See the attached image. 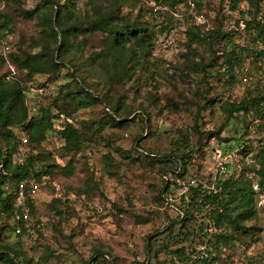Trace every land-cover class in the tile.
<instances>
[{
	"label": "trees",
	"instance_id": "obj_1",
	"mask_svg": "<svg viewBox=\"0 0 264 264\" xmlns=\"http://www.w3.org/2000/svg\"><path fill=\"white\" fill-rule=\"evenodd\" d=\"M154 1L170 11L183 2ZM190 1L193 3V0ZM244 1L250 10L238 12L242 18L247 16L248 20L241 19L240 26L237 25L238 21L235 25L247 35V45L233 43L229 33L219 26L202 31L192 21L185 31L188 41L180 69L186 73L182 78H188L187 73H201L204 78H209L210 72L214 71L228 86L225 97L221 95L216 99H207L206 93L195 91L192 94L194 99L188 101V107L194 108L193 129L199 112L212 107H216L223 116V124L233 122L238 129L233 127L235 137L231 139H218L219 130L196 131L195 152L208 159L212 170L205 177L198 176L193 184L187 183L186 191L178 196L174 205L176 217L169 221L166 236L162 239L165 242L163 250L169 259L166 263L162 261L157 264H222L226 253L238 247L245 249L260 240L261 227L252 185L256 184L258 193L264 192V144L255 149L251 142L255 140V134L264 130V82L252 70V81L243 84L241 91L238 85L241 84L239 73L246 64L247 56L257 44L264 45V10H260L255 0ZM137 3L138 0H87L85 8L80 9L77 0H38L33 9L24 10L18 0H0V33L4 31L6 36H12L15 22L22 21H33L37 28L34 36L29 37L28 45L23 43L21 37L13 45L0 40V165L3 172L0 179L10 188L8 193L0 191V216L4 219L13 222L14 214L19 211L14 207L18 183H24L26 190L29 183L39 188L43 177L57 172L61 177L69 178L75 172L71 159L62 166L51 163H46L42 168L36 166L43 158L40 145L52 132L62 142L63 155L70 158L81 150L84 143L93 142L100 126L74 127L73 123H66L65 120L71 119L74 111L101 104L104 107L103 124L125 129L130 112H122L121 115V98H124L125 88L129 87L133 96L139 90L147 94V107L155 111V118L162 112H171L168 107L173 104L158 93V83L153 78L150 58L155 33L143 20ZM238 3V0H229L230 11H236ZM196 16L203 20L202 15ZM201 43L209 53L207 63H203L197 53L196 47ZM191 54L194 59L189 61L187 56ZM61 71H65L66 78L76 90L62 94L59 88L57 95L60 100L53 99L38 109L35 115L28 116L23 81L17 78L18 73L30 79L37 75L55 77ZM89 77L94 82L89 83ZM231 90L237 94L231 96L228 93ZM112 94H117L116 99L111 97ZM138 108L149 123L148 111L141 105ZM52 111L55 114L52 115ZM58 121L56 125L54 122ZM16 129L21 132L20 135L26 136L24 140L28 146L26 156L18 164L12 162L13 156L18 154V146H21L20 137L14 132ZM147 132H150L149 127ZM187 136V131H178L174 142L176 152L169 159H165L167 156L160 157L164 159L160 167L164 175L181 179L182 174L187 172L190 157L183 150L188 149ZM139 138L140 135L136 141ZM214 138L218 139L217 145L224 154L230 155L226 172L219 176L209 158V145ZM261 140L264 143V137ZM102 142L122 160H132L128 151L112 147L110 139ZM135 148L139 149L140 145L136 144ZM31 151L36 153L33 155ZM247 156L251 163L245 162ZM140 157L150 158L156 164L160 162L145 149L135 160H140ZM102 165L106 174L113 176L116 167L109 153L102 155ZM87 172L85 167L84 189L79 190V194L85 196L90 191ZM169 185H175V181H170L164 190L160 188L155 195L159 206H164L171 196ZM28 198L25 205L32 213ZM113 208L116 206L113 205ZM54 211L58 216L62 213L57 209ZM133 220L136 225H145L149 221L138 216H134ZM24 224L15 223L13 227L24 230ZM149 247L145 246V250H149ZM102 252V249L96 248L89 258ZM101 260L105 261L104 258ZM247 262L252 263L250 260ZM0 263L44 264L40 257L33 260L18 249L1 244Z\"/></svg>",
	"mask_w": 264,
	"mask_h": 264
},
{
	"label": "rangeland",
	"instance_id": "obj_2",
	"mask_svg": "<svg viewBox=\"0 0 264 264\" xmlns=\"http://www.w3.org/2000/svg\"><path fill=\"white\" fill-rule=\"evenodd\" d=\"M18 1L24 10H31L38 3V0ZM178 1L183 2L171 11L154 0H138L137 3L143 20L155 33L150 58L153 78L158 83V93L173 104L168 107L171 112H162L155 118V111L147 107V94L139 90L136 96H133L129 87L125 88L122 95L124 98H121V115L122 112H130L125 129L103 124L105 117L101 104L74 111L66 123H73L74 127L100 126L93 142L84 143L81 150L70 158L63 155L62 142L55 132L46 137L40 145L39 151L43 158L37 163V168L44 167L46 163L62 166L71 159V164L76 170L69 178H63L57 172L50 177L41 178L36 193L28 198L32 213L28 210L24 230L13 227L15 223L0 216L1 245L18 249L33 260L40 257L44 264H88L92 258L89 256L96 248L103 250L97 255L104 257H97L90 264H157L168 261L169 256L163 250L165 242L162 239L166 236L169 221L176 217L174 205L177 204V198L186 191L187 183L193 184L194 180H198V176L205 177L212 170L208 159L195 152L196 131L219 130L218 139H231L233 127L238 129L236 123L223 124L224 118L216 107L199 112L196 127L193 129L194 108L188 107V101L194 99L192 94L198 91L206 93L207 99H216L227 95L228 86L223 84V78L214 71L210 72L209 78H204L201 73H187L188 78H182L186 73L180 69L188 41L185 31L192 21L199 25L202 31L219 26L222 31L229 33L233 43L238 46L247 45L248 37L239 31L237 25L240 26V20H248V17L242 18L238 11L250 10L244 0H238L237 10L233 12L229 9V0H193V3L190 0ZM255 1L263 11L264 0ZM86 4L87 0H77L80 9H84ZM196 15H202L203 20ZM13 30V35L9 37L2 31L0 40L13 45L21 37L23 43L28 45L29 37L34 36L37 28L33 21H22L15 22ZM196 49L203 63H207L209 53L205 45L198 44ZM187 59L191 61L194 58L191 54ZM64 73L65 71H61L55 77L37 75L30 79H25L23 73H18L17 78L23 81L24 104L28 116L35 115L37 110L49 101L60 100L57 95L59 88L62 94L76 90ZM87 81L91 83L94 79L89 77ZM243 87V84H239V91ZM228 93L231 96L237 94L235 90ZM116 96L117 94H112L111 97L116 99ZM139 105L148 111L149 123L146 121V115L138 110ZM51 113L53 115L55 111ZM54 123L57 125L59 121ZM147 127L150 132H147ZM178 131L188 132V149L183 150L190 157L187 172L182 174L181 179L160 172L164 160L160 157L167 156L165 159H169L176 152L174 142ZM14 132L20 137L21 146H18V154L13 156L12 162L18 164L26 156L28 146L26 147L27 142L22 143L23 139H27L26 136L20 135L21 132L17 129ZM139 135L140 138L136 141ZM263 137L264 130L255 134V140L251 142L252 148L261 147L264 144L261 140ZM104 139H110L112 147L131 153L132 160H122L110 147L105 146L102 142ZM218 139L214 138L210 144H217ZM136 144L140 145L139 149L135 148ZM142 149L158 158L160 162L156 164L150 161V158L142 157L135 160ZM0 150L2 151L1 146ZM35 153L36 151H31V154ZM106 153L114 158L116 168L113 169V176L106 174L103 169L102 155ZM244 160L251 163L249 156ZM85 167L90 176V191L86 196L79 194V190L84 189L82 186ZM2 175L0 165V176ZM170 181H175V185H169L171 196L166 199L164 206H159L156 204L155 195L160 188L164 190ZM0 191L10 192V188L2 183V179ZM255 200L261 227L260 240L245 249L238 247L233 252L226 253L222 264H248L247 260L252 261L251 264H264V192H257ZM113 205L118 210L114 209ZM55 209L62 213L56 215ZM134 216L145 217L149 221L145 225H136ZM145 246H150L149 250H145ZM8 257L11 258L10 255Z\"/></svg>",
	"mask_w": 264,
	"mask_h": 264
},
{
	"label": "built area",
	"instance_id": "obj_3",
	"mask_svg": "<svg viewBox=\"0 0 264 264\" xmlns=\"http://www.w3.org/2000/svg\"><path fill=\"white\" fill-rule=\"evenodd\" d=\"M246 64L242 67L239 78L241 84L249 83L251 79V71H256L257 75L263 79L264 82V45L257 44L253 51L247 56L245 60ZM251 64V66L249 65ZM69 122L67 119L65 120ZM25 143V140H22ZM209 158L212 162L214 170L217 175H223L227 168V164L230 160V155L224 154L223 150L216 144L211 143L209 145ZM254 193L258 192L256 184L252 185ZM36 193V186L29 183L27 190L24 183H18L14 199V207L19 211L13 216L14 223L26 222L28 220V207L25 205L26 197L33 196ZM264 208V207H263Z\"/></svg>",
	"mask_w": 264,
	"mask_h": 264
},
{
	"label": "water",
	"instance_id": "obj_4",
	"mask_svg": "<svg viewBox=\"0 0 264 264\" xmlns=\"http://www.w3.org/2000/svg\"><path fill=\"white\" fill-rule=\"evenodd\" d=\"M100 256L104 257V255H95L94 257L91 258L88 264H90V262H92L95 258L100 257Z\"/></svg>",
	"mask_w": 264,
	"mask_h": 264
}]
</instances>
